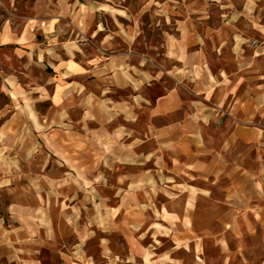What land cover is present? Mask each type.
Here are the masks:
<instances>
[{"label":"rangeland","instance_id":"1","mask_svg":"<svg viewBox=\"0 0 264 264\" xmlns=\"http://www.w3.org/2000/svg\"><path fill=\"white\" fill-rule=\"evenodd\" d=\"M181 64L191 79L236 77L241 91L247 68L264 69V0H0V264H125L117 185L132 170L117 164L113 133L144 123L102 122L92 88L117 100L116 74L140 68L155 74L143 92L158 95ZM253 115L264 133V109ZM14 205L29 210L19 262L7 240ZM44 207L73 220L42 222Z\"/></svg>","mask_w":264,"mask_h":264},{"label":"crops","instance_id":"2","mask_svg":"<svg viewBox=\"0 0 264 264\" xmlns=\"http://www.w3.org/2000/svg\"><path fill=\"white\" fill-rule=\"evenodd\" d=\"M170 74L175 86L158 95L143 92L155 74L140 68L116 74L117 100L103 89L91 92V114L102 122L120 116L144 123L142 132L124 126L113 133L117 164L132 170L117 185V225L128 247L124 263L264 264V148L256 146L264 145V133L253 125L254 109H264V69L259 75L247 68L241 91L236 77L214 78L205 69L191 79L181 64ZM196 79L202 87L189 92L185 81ZM47 199L55 198L45 194L42 202ZM28 212L10 209L16 222L7 239L12 262L30 243ZM40 214L42 222L73 220L47 207Z\"/></svg>","mask_w":264,"mask_h":264}]
</instances>
